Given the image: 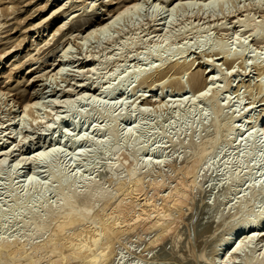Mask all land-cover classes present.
Masks as SVG:
<instances>
[{
	"label": "rangeland",
	"instance_id": "obj_1",
	"mask_svg": "<svg viewBox=\"0 0 264 264\" xmlns=\"http://www.w3.org/2000/svg\"><path fill=\"white\" fill-rule=\"evenodd\" d=\"M100 1L101 0H99L98 2L97 0H91V1L90 0H86V1L85 0H0V8H2L3 10V11L0 10L1 12L0 13L1 15L0 23L3 22V24L1 23L0 25L1 27L0 28L1 30L0 31V38H1L0 39V52L2 53L4 52V49L6 50L10 47L11 48L15 47L13 50L11 49L13 52L11 51V53L8 56H6V58H4L3 61L0 56V88L4 87L6 90H9L11 94H14L19 99L18 103L21 102L22 104H24V102L26 101H30L34 99V95L33 93H31V90H33L34 87H36V89L42 87L40 89L46 92L44 93V96L46 97L45 100L48 101V100L58 98L60 101H62V100H65L66 98H69L68 96H62L63 95L62 91L67 90L68 88H70V86H73L72 88L76 91L75 93L74 92L73 93L76 94L78 92L79 94L81 93L82 90H81V87H78L76 84L85 82L86 84L88 83L87 85L89 86V90L87 94H89V96L91 94H92L91 96H93V94L94 96H96V94H98L97 85L99 83L98 82L99 80L98 81L96 80L97 75L91 74L93 76L92 77L90 73H88V70H90V68L94 65L95 60H99V61L104 60V58L106 59L107 57H110V55L114 54L116 51L119 52L120 50H122L124 48L123 46L125 45V43L129 40H132L130 38H134L136 43L133 44L131 54L128 57L125 65L126 67H129L132 70L134 69L137 70L140 68V66L144 67L142 66L143 61L140 60V57H142L147 47H153L152 45L156 43L160 44L161 46H164L167 43L174 42L173 44L177 46L178 48H180L179 46L183 45V47L180 48V50H183L182 52H184V50L186 49V46L190 45L189 47L191 48H189L188 50L186 49L187 51H185L186 52L185 54L181 53L182 55L184 54L183 56L186 57L187 60H190V63H189L190 66H187V68L185 69L188 72L186 71L180 72L183 69L182 70L179 69L177 71L174 69H169V70L167 69V72L165 70L162 73L164 75H161V74L158 75L157 77H155L156 79H154V81L152 80L153 82L150 81L147 84H141V85L137 84L135 86L134 91L126 90L125 96H124V98L126 97L124 99L125 103H123L124 102L123 101L122 104L121 102L120 103L118 102L117 104V102L115 103L114 101V98L116 97L115 98L116 100L118 96L121 94V92L113 94L111 96L113 100L111 99V97H109V99L112 101H109V99L107 98L106 101L104 102L100 101L98 102L99 104L97 103L98 106L99 105L101 106V108L103 107L110 108V111L112 112V113L110 112L111 114L113 113L114 114L117 113L119 115H123L124 113L126 114L127 117L124 114L123 117H126V118H124L123 121L121 120L120 123L118 124L119 134L121 136L119 138L127 139V138H131V136L134 137L132 139L137 138L139 141L137 148H138V153H139L140 158H143V159L150 158V160L151 159L152 160L153 159L162 160L164 158L171 157L174 163L178 165H182L183 162H185L186 158L190 156L191 152L195 150V145L202 143L204 140H208L211 137V134L214 132V127L210 124V120L213 117V112L211 110L210 103H208L207 101H203L201 99L199 100V98L197 97H195V100L193 98L195 95H197L196 89L198 91L199 87L197 88L195 87L196 88L195 89L193 88L192 85H190V83H188L190 73L192 72L191 69H193V72H196L198 70L199 72L201 71L200 73L203 74L202 76L203 79H206L209 76L208 80H211L210 78L211 76L217 75L218 77L217 70L219 71V69L222 72L227 73L228 77L225 80L219 79V78L217 80L216 78L215 80H213L215 81L214 86L215 87L218 86V89H220L219 96L216 98L215 101L216 103H220L224 106L223 113L221 117L219 118L220 123L229 122L230 128H233V130H226V131L221 132L220 137H219V142L213 149L212 155H210L209 166L201 170V173H205L204 174L205 177L200 178L201 179L200 186L203 189V192L200 194L198 192H194L192 194L190 193L191 196L189 195V202L187 203L188 205L187 207L189 208V210L185 206L186 215L178 217L180 218L179 221L177 220L178 218L176 216V214H178L177 209L175 208L172 209V215L174 213L175 217L177 218V219L174 218L175 222L174 221L173 222L175 224L179 222V224L177 223L178 224V225L176 224L177 226H175L174 224L172 225L174 226L173 228L175 227L176 228L174 230L172 229V231L169 233L170 235L166 238L165 242L159 245L155 244L151 246V248H146L145 243H150L151 241H153L157 237V232L155 230H151L149 232V231L144 230L145 228H139V230H137L136 232V234H138L139 236L134 237L133 240L128 243L130 249L128 250V248H125V247H118L119 244H117L116 245L117 250H115L114 252L113 259L107 263V264H143V262H141L138 257L139 255H144L146 256L147 259H150L149 261L151 262L148 261L149 264H156L155 262H152V259L154 261V258L158 259L162 256L167 257L166 264H207L206 261H204L205 260L204 258L203 260L200 258L204 257L205 255L206 256L210 255L211 261H212L210 264H221V262L218 259L217 254L220 251L222 244H226L227 240L231 238L238 231L242 222L236 221L235 222L236 228L230 232L225 231L226 229L224 230V228L217 229L216 228L217 224L227 219L234 220L235 218L233 216L236 213V210L240 207L245 210L252 208L253 211L255 212L258 210L264 212V185H261L257 193H254L252 190V187L255 182L260 181L261 183H263V180H264V157L260 156L259 154L260 152L258 148L261 143V140H263L264 137L261 140H258L254 143H250V144L248 143V145H245V141H243L242 136H239L236 133V126L241 124V122L245 120L246 117H250V116L253 117L252 122L243 129V133L248 130L251 131L252 129L253 130L260 129L261 131H264V124H263L264 118L261 115L263 113L262 108H264L263 99H262L264 92L258 94V89H256V86H255L260 79L261 72L258 68H256L257 66L252 61V57L255 55L258 57H261L259 61H261L262 58L264 57V23H262L261 25V30L258 31V33L262 36L261 40H256V37L253 38V36H251V32L247 31L248 28L243 30L244 28H240L239 23H236L239 20L238 19L239 17L240 19H243L245 17V14L247 13H248V16L253 21L260 22L261 20L264 19V5L260 6V8H256V7L254 8L253 6L254 0H235L234 2H229L225 4L226 6L225 15L222 14L223 12L222 13L219 12V9L217 7L215 9L217 10L216 13L213 12L215 14L214 20L211 18L212 13H210L213 11L214 7L213 8L211 7L212 11L208 10L207 12L205 11V13L204 12L201 13L199 11L200 10L199 5H202L203 2L206 3L209 0L208 1L207 0L206 1L197 0V3L193 2L191 8H189L190 7L189 5H187L188 8L187 6L185 7L186 10H184L183 8L182 10H184V12H181V14L179 13V15L176 14L175 12L173 13L170 12L171 11L170 6L168 7L166 6L165 7L166 9H164L165 12L163 11V16H166V19H168L167 23H169L170 21L169 19H171V17L172 19L173 18L175 19L173 20L174 24L172 22V25L170 26V28H166V29L170 30L169 33L171 32L172 27L174 30L172 29V33H171L172 35L168 34L167 36L168 41L165 42L164 40V43L162 44L161 42L158 43L159 41H161V38H162L159 35L160 33L152 32L153 26L150 24V22H152L153 24L154 23L153 19H155L156 16L154 14L153 15L151 14L152 12V9H150L151 1L147 0L146 2L148 4L144 2V4L146 5H143V7L139 9L141 11H138L140 15L139 14L137 15L138 12H136L135 15L129 13V15L127 14V16L125 15L124 17L121 18L122 20H120L119 21L120 23H118L119 32H121L122 29L124 32L122 31L121 33H119L118 31L114 30L113 32L111 31V34L113 33L112 35L108 34L110 32H107L106 34H100V39L98 41L96 39H92L89 42H87L85 45L84 44L80 45L79 42L81 41L82 35L88 29L86 24H84L86 18H88L86 17L88 14L93 15L91 19V23L93 25L91 24L90 26L92 28H96L99 26V24L103 23V21L106 18L104 17L106 16L104 15L105 9H110L109 11L113 12L115 9H117L118 4L120 5L121 3L122 5L125 2L126 3L130 2V0H114L115 2L112 3L111 6H107L104 9V8H101V5L99 4ZM171 1L176 3L175 1L177 0H171ZM179 1L182 2L183 0H179ZM12 2L13 4L15 3L13 5L15 6L14 7L15 10H13L14 8L12 9L9 8V6L12 7L11 6ZM89 3L91 4L93 3L94 8L96 6L95 10H92L94 8H92V5H90ZM183 3L185 2L183 1ZM59 4L60 5L62 4V5L60 6ZM95 4H97L98 6ZM247 5H248V8L250 5L252 6V8H249L251 10H249V12L247 11L246 13L244 9ZM58 6H60V9L58 8V12H55V14H50V11L52 13L53 8L55 9ZM111 9H114V10H111ZM167 9L169 10L170 14L168 13ZM63 11L65 13H63ZM2 14L4 16H2ZM69 14H72L70 18L68 19V20H71L70 24L66 25L65 29L62 27L63 30L61 28L60 31H57L60 34L56 33L55 37H52L51 36L52 33L50 31L53 32V30L56 27H58V24L61 25L60 23L63 22L64 16H68ZM150 14H151V19L149 16ZM202 14H203V17L201 16ZM49 15L51 16L50 18H49ZM169 15H172V16H169ZM45 17L47 20L42 22L40 26L38 25L35 27V24L39 23ZM204 17H206V19ZM101 19L103 21H101ZM166 19L165 21H167ZM219 19H220V22H218ZM98 21L99 22L101 21V22L99 23ZM213 22L214 24L220 23L218 24L220 27L216 28ZM32 24H34V27H30V26H33ZM194 25L196 27L197 26L199 27L198 31L196 30V28H194ZM183 29L185 30V32H183ZM177 30H180V31H177ZM236 30L238 31L237 34L235 33ZM37 31L40 34L42 31H44L46 34L51 33V35H46L43 38H41L40 36L39 37L40 39L38 38L39 41H41L44 38H47L48 40H50L51 38L50 42L48 41L49 44H46V47L42 44L43 47L35 48V50L37 49L36 51L38 53H36V51L34 50V46H33L35 45L36 47V44L34 43L33 45H31V40H32L31 38L33 34H35V32ZM114 32H117V33H114ZM86 33H84V35H86ZM70 36H73V37H70ZM137 38H139L138 40L140 39L141 40L138 41L136 40ZM206 38L209 39V42L211 39L210 43H213L215 45L224 44L225 48L230 49V50H234L235 48L238 49L239 44L243 43L247 47L246 48L247 50L244 52V54L241 57H237V59L230 58L231 60H228V61H226L222 55L216 54L214 50H211V49L209 50L207 48L208 45L204 46L205 48V49L203 48L204 52L197 53L198 51L194 50V47L195 49L197 47V45L194 44L195 41L197 40L196 43H198L199 41H203L201 39L205 40ZM67 42H69L71 46L70 45L68 46L69 43L66 44ZM189 42H192V45L188 44ZM123 43L124 45H122ZM184 43L187 45H185ZM119 45L121 46V49ZM58 46L60 47L59 50L57 49ZM67 46L69 47V51L72 52L71 53L72 58L68 61V66H67L68 72L66 75H63L61 78H57L53 80V77L51 79L50 75H52L51 71H53V69L56 68L58 65L59 54L61 55V52L63 51V50L60 51V49H63L64 47L67 48ZM55 49H57L56 52H55ZM42 50L44 51L43 53H41ZM52 50H54V53ZM50 51L54 54V56L53 54H51ZM59 51L60 53H58ZM29 52L31 55L29 54ZM48 52H49V55H48ZM36 54L38 55L41 54V55L37 56ZM138 54H139V57H137ZM188 54H189V57H188ZM26 55H28L29 57L28 56L26 57ZM32 55L34 57L31 59L30 57ZM122 55H119L117 57V60L112 61L110 62V64H107V65L106 64L99 65V61L97 62L95 61L98 67L101 66V69L99 70V72H106V71L109 72L111 69L115 67V64L122 62L123 60ZM91 56L94 57L93 60H90ZM24 60H27V61L29 60V61L28 62L26 61L27 63H25ZM31 61L33 62L31 63ZM145 61L147 60L145 59ZM52 62L53 64H51ZM50 64L53 65L54 67L53 66L51 67ZM191 64L193 67H191ZM216 64H217V67H216ZM40 65L42 67H45V70L47 69V71L49 72V73L48 72L43 73L42 71V73L45 76V77L43 76L44 80L42 77L41 78L37 77V79L39 78L40 80H37L35 78L36 72L41 67ZM188 68L189 70H187ZM170 72L171 73L174 72V74H177V78L180 77L179 80L181 79V81L184 83V86L186 85L185 91L181 92L179 96V97L182 96L183 98L185 97L186 98L185 101L183 99H179L178 97L179 93L177 92L176 88H174L176 85H174L175 83H173L174 82L173 80L175 79L176 81L177 79L176 77H173L174 78L173 79L171 76L173 74H171ZM179 72L182 74H180ZM213 73H215L216 75H214ZM74 75H77V76H74ZM167 75L171 77L172 82L169 81L170 82L169 83L166 81V83L168 84L162 91L159 88L158 81H160L161 79L166 80V78L168 77ZM162 76L165 78H163ZM32 77L33 79H31ZM48 77L49 79H47ZM170 77L167 80H170ZM34 80L36 83L34 82ZM50 80H51V84L49 82ZM162 80L160 81V83L163 82ZM93 81H96V83H93ZM156 81L157 83H154ZM39 82L43 85H41ZM103 82L104 80L101 81V83ZM153 85H155V87H153ZM148 86H151V87H148ZM152 87H153L154 93H158L159 101L161 100L160 104H163V105H160V108H158L159 106H157L156 104L158 100H156V103H155L156 107L152 106L153 103H144V98L142 94H145ZM75 96L77 97V95ZM228 96L230 97V102H228L229 100L227 101V99H225V97H228ZM173 99L174 100L176 99L175 100L176 103H174ZM180 100L184 102L180 103L179 102ZM2 101L4 100L0 101V128L2 126H5L6 123H9L8 121L10 118L13 119L11 122L12 123L11 127L13 128V130H15V132L18 135L24 136V134L26 133L25 130L29 131L30 137L26 139V142L24 143V148L25 146L26 147L30 146V148L25 150L24 148L20 149L21 148L20 146V148H18L17 151H15L12 155L8 156L5 162L6 164L4 163V167H7V169L6 170L3 169L4 171H2V173L0 174L1 175L0 176V209L3 208L0 210L1 211L0 213H2V210H5L4 208L6 209L10 208L9 205L13 206L14 208L13 210H10V211L6 210L7 216H3V217L0 216L1 217L0 222L2 220L1 222L2 224L0 223V228H1L0 235H2L3 232H6L7 228L9 230V233L11 232L10 230L14 231V229L18 228L17 224H20L15 221V217L19 215V212H20L19 211L20 206L14 205L15 194H16V198L23 197L21 199L26 200L27 203L31 205V203H33L37 199L39 194L43 191L44 187L42 186H45V184L43 183L45 180L49 179L47 175H49L50 177V172L48 168H50L51 164L57 162L59 169H62L65 172V174L67 173L66 175L69 177L70 176L76 177V175L78 176L79 173L80 175L83 174L85 170L84 168L86 167V165L93 166L94 164L97 163V161L101 162V167L99 166V168H97L99 171L96 170L95 171L96 175L95 173H93L92 177L94 176L98 177L99 175H102L100 174L102 173L100 171L103 170L102 165L105 163H109L111 161L113 162L116 161L118 163H121L124 168H128L131 166V161L126 159L125 151L115 153L114 150L112 149L113 145L119 142V140L109 135V129H110L111 123L108 122V120L104 116H101L99 114H92L89 118H86L85 116H78L79 118L76 117V119L77 118L78 119L77 121L75 120V122L78 127L75 125L74 130L71 132L72 135L70 133V135L68 136L69 137L68 139L60 141L59 134L62 130V126L64 122L63 121L59 122V119H57L55 123L52 120L55 117H57V116L54 117L57 109H60L63 111V112H60L63 114V115L60 114V117L63 116L64 119H67L68 117H70L68 116L70 115V112L66 110V107H63V108H59V106L53 107V108L44 107L41 110H31L30 112L25 114V117L22 116L24 119V123L26 125L24 129L22 126L23 123L21 121L22 120L21 115H24V114L23 112H20L21 109L15 112L16 116L21 114L20 116L16 117L15 113L9 115L5 107L6 103H3ZM89 101L85 100V102L84 101L83 102L87 103ZM162 101L165 103H162ZM177 101L180 104L179 103L177 104ZM83 102H79L77 104L74 103L73 105L74 108L75 109L80 108V110L85 109V107L87 108V105H85ZM108 102L110 103L112 102L111 103L112 108L110 106H106ZM146 105L153 109V110H150V112L152 111L153 113L152 112L148 113V116L144 117L140 111L141 110L140 108H144V106ZM233 109H235L236 112H234ZM129 110L133 113L130 114L131 112ZM241 112L242 113L245 112L244 114H246V117L243 118L241 115L242 114ZM117 114L115 115L118 116ZM12 116L15 118H13ZM201 118L202 120L200 122ZM138 120H141V121H138ZM83 121H87V122L84 123L85 128L81 129L80 127H82ZM50 122H53L54 126H52L51 130H47V132H44L45 134H43L42 133L43 130L46 131L45 130L46 125ZM89 125L90 127H88ZM186 126H190L189 127L190 129L187 132V136H185L189 144H188V148L184 149V148L179 147L180 146L179 143L185 137L182 136L179 139L177 138L173 139L174 137L172 138V136H175L181 128L186 127ZM130 129H132L131 131H133V133L130 131ZM134 129L136 130L134 131ZM82 131H84V133L86 132L85 136H82L84 134ZM128 131H130V134ZM152 131L154 132L152 133ZM81 132L83 134H81L80 138L77 137L78 140L76 141L74 139V137L76 138L75 134L80 135ZM125 132L126 133L128 132V134H126ZM125 134L128 136H126ZM21 136H19V138ZM4 140H6L5 143L1 144L2 142H0V153L2 152L3 149H5V147L11 146L10 142L13 139L11 138L7 139L6 137H3V141ZM67 140L70 142H68ZM98 142L104 144V150L102 151V154L101 152H98L97 150V147L99 146L97 145ZM59 144L63 146L64 148L59 146ZM31 145L33 147H31ZM56 145L58 146L56 147ZM78 146L79 147L82 146L83 149L81 148L79 149ZM52 147H54L55 149H58V147H60L61 150L59 149L58 152H55L56 154L58 153L57 156L54 153L52 157L51 156L47 157L49 158V161L45 158L40 162L41 164L39 163L36 164L33 162L31 157L33 156V154H35V152L37 151L42 152L44 150L51 149ZM208 147L209 146H207L206 148ZM249 147L255 148L256 150H254V153L250 159L243 158L245 149ZM76 149H79L80 151L82 150L81 152L83 151L85 152L82 155L80 154L81 152H79V155H78V153L76 154L77 151L76 152L73 151ZM22 150L26 151L25 153L26 155L24 154L23 156H25L27 161L25 163L24 171L22 170L21 172L22 173L21 175L23 176L19 177V180H18V176L16 177L14 176L15 174L12 173L13 163H14L13 161L15 159L14 154H19L22 152ZM72 151H73V154H71ZM86 151L88 153H86ZM241 151L243 152V154L240 153ZM238 153L239 155L241 154L240 157ZM98 154H101V155H98ZM77 156H80L78 157L80 158L79 160ZM53 157L56 159V161ZM72 157H74V159ZM27 158H30V159H27ZM45 160H47L49 163L48 162L45 163L46 162ZM39 165L41 166L40 168H39ZM10 167L12 169H9ZM160 167H162L165 171H167L168 169L164 164H162ZM35 168L39 170L37 171ZM8 169L11 171H9ZM7 170L10 173H8ZM36 171L38 173H41L39 174V177L36 176L40 183L37 182L36 177H35L36 180L33 178L34 184L32 183V180L30 181L31 182L30 183L28 179L26 178V176L30 178L29 175L31 173L33 175V173ZM3 172L4 173L6 172L5 174L7 175L13 174L12 177L13 178L15 177L14 178L15 180L12 179L13 181L12 183L14 184V185L11 184L13 185L12 187L10 185L9 186L7 185L6 183L7 176H5ZM37 172L35 173V175L38 174ZM236 175L238 176V179L235 182L227 181V177L236 176ZM24 178L28 181V183L25 181ZM35 181L36 183H39L41 186L39 184H35ZM55 185L56 184L52 181L51 184H49L50 188L47 189L49 190L48 193L46 192V195L47 194L49 195L47 197L50 202L54 201L55 199V196H54ZM6 186H8V188ZM37 186L39 188H37ZM9 187L13 189H10ZM40 188L42 189L39 190ZM171 188L172 186L167 185L163 187L162 189H160L158 194L156 192H151L148 188H144V190L140 192L136 191L137 196L134 199V201L136 204H140V206L141 205L143 206L145 204L144 202L147 201L149 198H151L154 204L158 208H161L164 205L162 196L169 193ZM7 189H9V191ZM14 189H16L15 191L17 192L12 191ZM9 194L10 195L12 194V196H10ZM31 194L33 195V197ZM28 195L30 196L32 201L27 197ZM216 197H219V204L217 206V209L219 212H221V216L216 217V214L214 212L212 215L209 214L210 218L208 221H206V219L208 218L201 220L203 217V213L205 214L204 211L208 210V208H205V207L207 205L208 206L214 205V200ZM16 207L18 210L16 209L15 211ZM99 209H100V205L96 204L93 211H97ZM6 218H9V219H6ZM21 218L22 220H26V217H20L18 219L21 220ZM263 218H264V214H263ZM171 219L173 220V218ZM8 220L9 221L11 220L9 224H8L9 222ZM7 224L9 225L8 227L5 226ZM122 225H125V223H123ZM92 227L94 226L92 225ZM3 228L5 231L3 230ZM215 229L217 230L214 231ZM127 238L128 237L125 234L122 236V239L124 240H128ZM175 238L177 242L173 243ZM214 239L218 240V244L216 245V248L214 250H210V247L212 246L210 245V243L213 244L212 241H214ZM261 244L263 243L260 242V239L258 237L257 238L255 237L251 241V244L249 245V243L247 242L245 245H248V246H246L244 250H242L238 254H233L231 252H228L226 256V260H227L226 264H243L245 258L248 255L259 254V252L262 250L260 249ZM201 251H204V252H201ZM200 254H201V257H200ZM5 261L7 262L8 260H6L3 257L0 258V264H6Z\"/></svg>",
	"mask_w": 264,
	"mask_h": 264
},
{
	"label": "bare ground",
	"instance_id": "obj_2",
	"mask_svg": "<svg viewBox=\"0 0 264 264\" xmlns=\"http://www.w3.org/2000/svg\"><path fill=\"white\" fill-rule=\"evenodd\" d=\"M98 1L99 0H97V2ZM146 1L147 0H136V1L130 0V2H128V3L125 2L122 5L120 3L121 6L118 4L117 9H115V10L111 9V10H114L113 12H111V11H109L110 9H105V8L107 6H111L112 3H114L115 1L114 0H101L99 4L101 5V8L105 9L104 15H106V16H104V17H106V18L104 21L101 19V21H103V23L99 24V26L97 25L98 27L92 28L90 25L92 24L91 19H92L93 15L88 14L86 16L88 18H86L84 24H86L88 29H87V31L84 32V33L87 32L86 35H84V33H83L84 36L82 35V38L80 36V38H81V41L79 42L80 45L81 44L85 45L87 42H89L92 39H96L98 41L100 39V34H106L107 32H110L108 34H111V31L113 32L114 30L119 32L118 23H120L119 21L122 20L121 18L124 17L125 15L127 16V14L129 15V13L135 15L136 12L141 11L139 9L141 7H143V5H146V4H144V2H146ZM149 1H151L150 2V9H152L151 14L152 15L154 14L156 16L155 19L152 18L154 20V23L152 24V22H150V24L153 26L152 32H159L160 33L159 35L162 38H161V41H159L158 43L161 42L162 44L164 43V40H165V42L168 41L167 36H168V34L172 33V29H173V27H172L171 32L169 33L170 30H168L166 28H170L173 20H175L174 18L172 19V17H171V19H169L170 20L169 23H167L168 19H166V16H163V11H164V9H166L165 7L170 6V10H171L170 12H172V13L175 12L176 14L179 15V13L181 14V12H184V10H186L185 7L187 5H189L190 6L189 8H191L193 2L197 3V0L196 1H194V0H183L185 3H183V1L180 2L179 0H177L178 2L175 1L176 3L172 2L171 0H149ZM234 1L235 0H209L206 3L203 2L204 5L203 4L199 5L200 10L199 9L198 10L201 13H203V12L205 13V11L207 12L208 10L212 11L211 7L212 8L214 7L212 12L209 11L210 13H212L211 18L214 20V18H215L214 13H216L217 10H215V9L217 7L219 9V12H221V13L223 12L222 14L225 15L226 14L225 13V7H226L225 4L229 3V2H234ZM13 2H15V1H13ZM13 2L11 5L12 7L9 6V8H11V9L15 7V6H13L15 3L13 4ZM62 4H64V3H62ZM89 4L92 5V8H94L93 3L92 4L89 3ZM64 5H66V4H64ZM95 5H97V4H95ZM262 5H264V0H254V4H253L254 8L255 7L260 8V6H262ZM60 6H58L55 9L53 8L52 13L50 11V14H55V12H58V8L60 9ZM250 6H249V8H252V6L251 7ZM90 8H91V6H90ZM95 8H96V6H95ZM95 8L92 10H95ZM183 8H184V10H182ZM187 8H188V6H187ZM249 8H248V5L245 7L244 10L246 11V13H247V11L249 12V10H251ZM0 10H2V8H0ZM13 10H15V8ZM63 13H65V12L63 11ZM168 13H169V10H168ZM208 13H207V15H208ZM72 14H69L68 16H64L63 22L60 23L61 25L58 24V27H56L57 26L56 25L55 26L56 28L54 29L55 31L54 30H53V32L50 31L52 33V35H51V33L46 34L44 31H42L40 34L38 32L40 30L35 32V34H33L32 38H31L32 39L31 45H33L34 43L36 44V47H35V45H33L34 50H35V48L43 47L42 44L46 47V44H49L48 41L50 42V40H51V38H50V40H48L47 38H44L41 41H39L38 38L40 36H41V38H43L46 35H51L52 37H55V34L59 33L57 31H60V29L62 27L65 29V26L70 24L71 20H68V19L70 18V16ZM138 14H139V12L137 13V15ZM151 14L149 15L150 19H151ZM63 15H65V14H63ZM2 16H4V15L2 14ZM169 16H172V15H169ZM169 16H168V18H169ZM201 16L203 17V14ZM50 17L51 16L49 15V18ZM208 17H210V16H208ZM204 18L206 19V17H204ZM220 18H222V17H220ZM165 19L167 21H165ZM238 19L239 20L236 23H239L240 28H244L243 30L248 28L247 31L251 32V36H253V38L256 37V40H261L262 36L258 33V31L261 30V25H262V23H264V19L261 20L260 22L253 21L248 16V13L245 14V17L243 19H240V17ZM45 20H47L46 17L44 19H42L37 24H35L36 23L35 22L34 23L35 27L38 25L40 26L42 24V22H44ZM1 21H3V20H1ZM218 22H220V19ZM1 23L3 24V22H1ZM1 23H0V25H1ZM34 24H32L33 26H30V27H34ZM147 24H149V23H147ZM173 24H174V22H173ZM213 24H214V22H213ZM218 24H220V23H218ZM218 24H214L216 28L220 27ZM2 27H4V26H2ZM63 28H62V30H63ZM121 28H123V27H121ZM194 28H196L197 31L199 29V27L198 26L196 27L195 25H194ZM33 29H35V28H33ZM200 29H201V27H200ZM122 31H123V29H122ZM177 31H180V30H177ZM181 31H182V29H181ZM121 32H119V33H121ZM183 32H185L184 29H183ZM237 32L238 31L236 30L235 33L237 34ZM114 33H117V32H114ZM175 33H177V32H175ZM68 35H70V34H68ZM101 36H103V35H101ZM160 36H159V38H160ZM70 37H73V36H70ZM179 37H180V35H179ZM139 38H137L136 40H138ZM117 39H118V37H117ZM130 39H132V40H129V41L126 40L127 42L125 43V45H124V43L122 44V45H124L123 46L124 48L122 50H120L121 46L119 45L120 46L119 52H117L115 50L116 52L114 54L110 55V57H107L106 59L104 58V60H101V61L95 60L96 62L99 61V65H103V64L107 65V64H110V62L117 60V57L119 55L123 54L122 55V59H123L122 62L115 64V67L113 69H111L109 72L108 71L99 72V70L101 69V66L98 67V65L95 63V61H94V65L90 68V70H88V73H90V75L91 74L97 75L96 80L97 81L99 80L98 81L99 83L97 85L98 94H96V96H94V94H93V96H91L92 94L90 96H89V94H87V92L89 90V86L87 85L88 83L86 84L85 82L76 84L78 87H81V90H82V91L80 90L81 93H79V94H78V92L76 94H74L76 91L72 88L73 86H70V88H68L67 90L62 91V94H63L62 96H68L69 97V98H66L65 100H62V101H60L58 98L47 101V100H45L46 97L44 96V93H46V92L44 90L40 89L42 87L37 88V89H36V87H34V89L31 90V93H33V95H34V99H32L30 101H26V102H24V104H22L20 102L21 103L20 104V103H18L19 99L14 94H11L10 91L6 90L4 87L0 88V101L4 100L2 102L6 103L5 107H6L9 115L15 113L17 110L19 111V109H21L20 112H23L24 115L19 114L17 116L21 115V117L22 116L25 117V114H27L31 110H41L44 107H51V108L58 107V106H59V108L66 107V110H68V112H70V115H68L70 117H68L67 119H64L62 116L63 114L60 113L63 111L60 109H57L54 117L57 116L58 118L55 117L52 120L53 122H55L57 119H59V122H62V121L64 122V124L62 126V130L59 134L60 141H63V140H66L69 138L68 136L74 130V127L76 125L75 120L77 121V119L79 118L78 116H85L86 118H89L92 114H99L101 116H104L108 120V122L111 123L110 129H109V135L111 137L119 140V142H117L115 145H113L112 149L114 150L115 153L125 151L126 159L131 161V166L128 168H124L121 163H118L116 161H114V162L111 161L109 163H105L102 165L103 170L100 171V172H102V173H100L102 175H99L98 177L97 176L92 177V174L95 173L96 170H98L97 168H99V166L101 167V162H98V161L93 166H91V165L87 166L86 165V167H88V168H86V167L84 168L85 169L84 173L81 175L79 173L80 176L76 175V177L67 176L66 175L67 173L65 174V172L62 169H59L57 162L53 163V164L50 163L51 164V165L49 164L50 168H48L49 172H50V177H49V175H47V177L49 179L45 178L47 180H45L43 183V184H45V186H42V187H44L43 191L41 193L39 192L40 193L39 196L37 194V196H38L37 199L33 203H31V205L28 204L26 200L21 199L23 197L16 198V194L14 193L15 194L14 205L20 206L19 207L20 212L18 211L19 215H17L15 217V221L20 223L21 225L16 223L18 225L17 229H14V231L10 230L11 232L9 233V230L7 228V231L3 232V234L0 235V258L3 257L6 260H8L7 262L5 261L6 264H67V263H69V264L70 263H72V264H107L109 261H111L113 259L114 252H115V250H117L116 249L117 244H119L118 247H125V248H128V250L130 249L128 243L131 242L134 237L139 236L138 234H136V232H137V230H139V228H145L144 230L149 231V232L151 230H155L157 232V237L153 241H151L150 243H145L146 248H151V246H153L155 244H157V245L162 244L163 242L166 241V238L170 235L169 233L172 231V229L174 230L176 228V227L173 228L174 226H172V225L174 224L175 226H177L179 224V222H177V220L179 221L180 218H178V217L186 215L185 214V206H186V208H188L187 203L189 202V195L191 196V194L194 192H198L199 194L203 192V189L200 186V180H201L200 178L205 177V175H204L205 173H201V170L204 169L205 167L209 166L210 155H212L213 149L215 148V146L219 142V137H220L221 132L226 131V130H233V128H230L229 122L220 123V121H219V118L221 117V115L223 113L224 106L220 103H216V101H215L216 98L219 96L220 89H218V86L217 87L214 86L215 81H213V80H215V78H216V80L218 78L225 80L228 77V75H227V73H224L219 69V71L217 70L218 77L215 73H213L216 76H211L210 77L211 80H208L209 76H208V78L203 79L202 78L203 74H201L200 73L201 71L199 72V70L196 72H193V69H191L192 72L191 71H190L191 73L189 72L190 73V77H189L190 82L188 81V83H190V85H192L193 88L199 87L198 91L195 88L197 95H195L193 97L194 100H195V97H197V98H199V100L201 99L203 101H207L208 103H210V107H211V110L213 112V117L210 120V124L214 127V132L211 134V137L208 140H204L202 143L195 145V150L193 152H191L190 156H188L186 158L185 162H183L182 165H178V164L174 163L173 160L171 159V157L164 158L162 160L161 159L160 160L159 159H156V160L151 159L150 160V158H148V159L140 158L139 153H138V148H137L139 141L137 138L132 139V138H134L132 136H131V138H127V139L119 138L121 136L119 134L118 124L120 123L121 120L123 121V119L127 117L126 114L124 113L126 117H123L124 114L119 115V114L115 113L118 116H116L114 113L111 114L112 112L110 111V108H108V107L101 108L100 105L98 106V104H99L98 102H100V101L104 102V101H106L107 98L109 99V97H111L113 94L121 92V94L118 96V98L116 100H115L116 97L114 98V101H115V103L117 102V104H118V102L119 103L121 102V104H122V102L126 98V97L124 98L126 90L134 91L135 86L137 84H139V85L147 84L152 80L154 81V79H156L155 77H157L158 75H160V74L164 75L162 73L165 70L167 72V69L168 70L174 69L176 71L179 69L180 70L183 69L180 72L186 71L185 69L187 68V66H190V64H189L190 60H187V58L184 57L183 55L186 53L185 51H187L191 47H189L190 45L186 46L187 50L185 49L184 52H182L183 50H180V48L183 47V45L179 46L180 48H178L177 46H175L173 44L174 42L173 43L170 42L164 46H161L160 44H157L156 43L157 41H156L155 42L156 44L152 45L153 47H147V45H146L147 48H146L144 54L142 55V57H140V60L143 61L142 66H144V67L140 66L139 69L132 70L131 68L126 67V65H125L128 57L131 54L133 44L136 43L134 38H130ZM140 40H138V41H140ZM201 40H203V41H199L200 43L199 42L196 43L197 40L195 41V43L193 42L195 45H197L196 49L194 47L195 45L193 46L194 50L198 51V52L196 51L197 53L204 52V49H205L204 46L208 45L207 48L209 50L210 49L214 50V52H216V54L222 55L226 61L231 60L230 58H236L237 59V57H241L244 54V52L247 50L246 49L247 47L243 43L239 44L238 49L235 48L234 50H230V49H226L224 44L215 45L213 43H210L211 39H210V42H209V39H207V38L205 40L204 39H201ZM41 42H43V43H41ZM68 43L69 42H67L66 44H68ZM185 43H187V42H185ZM188 44L192 45V42H189ZM62 45H64V44H62ZM69 45L71 46L70 43L68 44V46ZM185 45H187V44H185ZM185 45H184V47H185ZM59 46H58V48L56 47L58 50L60 48ZM68 46H67V48L64 47L63 49H60V51H62V50L63 51L61 52V55L59 54L58 65L56 68H54V69L52 68L53 71H51L52 73L50 72L52 75L49 74L51 76L50 77L51 79L53 77V80L57 79V78H61L63 75H66L68 72V68H67L68 61L72 58V55H71L72 52L69 51ZM14 48L15 47H13V48L10 47L6 50L4 49V52H2V53L0 52L1 53L0 56H1L2 61L4 58H6V56H8L11 53V51ZM117 48H118V46H117ZM31 49H33V48H31ZM57 49H55V52ZM52 51L54 53V50H52ZM60 51L58 53H60ZM43 52L44 51L42 50L41 53H43ZM36 53H38V52L36 51ZM53 53L51 52V54H53ZM181 53H184V54L182 55ZM29 54H30V52H29ZM28 55H26V57ZM36 55L40 56L41 54L40 55L36 54ZM45 55H47V54H45ZM48 55H49V52H48ZM53 56H54V54H53ZM93 56H91L90 60L94 59ZM230 56H232V57H230ZM33 57L34 56L32 55L30 58L32 59ZM137 57H139V54L137 55ZM188 57H189V54H188ZM35 58H36V56H35ZM46 58H47V56H46ZM26 59H28V58H26ZM145 59L147 61H145ZM260 59H261V57H258L256 55L252 57L253 63L257 66L256 68H258L261 72L260 79H259L258 83L255 85L256 89H258V94L264 92V57L262 58L261 61H259ZM24 61H25V63H27L29 60L28 61L24 60ZM32 62L33 61H31V63ZM195 63H196V61H195ZM51 64H53V62ZM52 66L53 65H51V67ZM41 67L39 70L37 69L38 71L36 72V77H35L36 79H37V77L43 78V76H44L43 73L48 72L47 69L45 70V67H42V68ZM191 67H193L192 64H191ZM195 67H197V66H195ZM216 67H217V64H216ZM187 70H189V68ZM42 71H43V73H42ZM49 71H50V69H49ZM176 71H174V72H176ZM174 72H172V73L170 72L174 76L171 74L170 75L172 76V78L176 77V79H177L176 81L174 78H173L174 80L173 79L172 80L174 81L173 83H175L174 85H176L174 88H176L177 92L179 93V95H178V97H179L181 92L185 91L186 85L184 86V83L181 81V79L179 80L180 77L177 78V74H174ZM186 72H188V71H186ZM176 73H178V72H176ZM180 74H182V73H180ZM31 76H33V75H31ZM74 76H77V75H74ZM162 77H160V78H162ZM169 77L170 76H168L166 78V80L161 79L163 81L161 83H160L161 80L158 81L159 82L158 83L159 88L162 91L164 90V88L168 84V83H166V81L167 82L171 81V77H170V80H167ZM163 78H165V77H163ZM31 79H33V77ZM47 79H49V77ZM37 80H40V79L38 78ZM43 80H44V78H43ZM102 80H104L103 83H101ZM34 82H35V80H34ZM49 82L51 84V80ZM93 83H96V81H93ZM154 83H157V81ZM41 85H43V84H41ZM155 85H153V87H155ZM174 85H172V86H174ZM151 86H148V87H151ZM153 87L151 89H149L145 94H142L143 98H144V103H153L152 106L156 107L155 103H156V100H158L156 104H157V106H159L158 108H160V105H163V104H160L161 100L159 101L158 93H154ZM75 95H77V97ZM91 97H93V98H91ZM178 97H177V99H178ZM181 97H179V99H183L184 101L186 100L185 97H184L185 99L183 97L182 98ZM111 99H112V97H111ZM225 99H227V101L229 100L228 102H230L229 96L225 97ZM262 99H263V105H264V95H263ZM85 100H87V101L90 100V101L87 103H84ZM112 100L109 99V101H112ZM175 100H174V103H176ZM191 100H193V99H191ZM184 101L180 100L179 102L182 103ZM79 102H83L85 105H87V108L86 107H85V109L81 108L83 110H80V108L75 109L73 106L74 103L77 104ZM179 102L177 101V104ZM111 103L108 102V104L106 106L111 107L112 106ZM123 103H125V101ZM162 103H165V102L162 101ZM233 107H234V105H233ZM140 109L139 110L141 111V113L144 117L148 116V113L152 112V111L150 112V110H153L152 108H150L147 105L144 106V108H140ZM233 111L236 112L235 109H233ZM262 111H263V113L261 115L264 118V108H262ZM132 113L133 112H131L130 114H132ZM244 113L245 112H243L241 114L243 118L246 117V114H244ZM60 114H62L61 115L62 117H60ZM15 116H16V113H15ZM23 117L21 118L22 120L21 119L20 120L22 121V123H23L22 126L25 129L26 125L24 123ZM76 117H78V118L76 119ZM13 118H15V117H13ZM252 118L253 117H251V116L246 117L245 120H243L241 122V124L236 126V133L239 136H242L243 141H245V145H248V143L249 144L254 143L258 140H261L264 137V131H261L260 129H256V130L252 129L251 131L248 130L249 132L246 131L243 133V129L252 122ZM12 120L13 119L10 118L9 121L7 120L9 123H6L5 126H2L1 128H3V129L0 128V142H2L1 144L5 143V141H6V140L3 141V137H6L7 139H10V138L13 139L10 142L11 146L5 147V149H3L2 152L0 153V174L2 173V171H4L3 169H5V170L7 169V167H4V163L6 162L7 157L12 155L15 151H17V149L20 148V146H21L20 149H23L24 143L26 142V139L30 137V133L28 130H25L26 133L24 134V136L18 135L15 132V130H13V128L11 127ZM143 120H145V119H143ZM201 120H202V118L200 119V122H201ZM138 121H141V120H138ZM53 122H50L46 125V128H45L46 131L43 130V132H42L43 134H45L44 132H47V130H51L52 126H54ZM86 122L87 121H83V124ZM81 124H82V122H81ZM83 124H82V127L83 126L84 127L83 128L80 127L81 129L85 128V124L84 125ZM263 124H264V120H263ZM133 125H135V124H133ZM141 126H143V125H141ZM88 127H90V125ZM189 127L190 126H186V127L181 128L175 136H172V138L174 137L173 139H176V138L179 139L182 136H184V137L187 136V132L190 129ZM136 129H134V131ZM131 130L132 129H130V131ZM130 131H128L129 134H130ZM82 132L84 133V131H82ZM82 132L80 133V135L77 134L78 136L75 134L76 138L73 135V137L76 141L78 140L77 137L80 138L81 134H83ZM128 132L127 133L125 132V133L128 134ZM131 132L133 133V131H131ZM153 132L154 131H152V133ZM85 134H86V132L82 136H85ZM71 135H72V133H71ZM19 136H21V137L19 138ZM126 136H128V135H126ZM67 141H66V143H67ZM68 142H70V141H68ZM71 142H73V141H71ZM98 143H97V145H99V146L97 147V150H98V152H101V154H102V151L104 150V144L103 143L98 144ZM188 144L189 143L187 141V138L185 137L183 140L180 141L179 147L187 149ZM97 145H95V146H97ZM57 146L58 145H56V147ZM59 146H61V145L59 144ZM207 146H209V147L206 148ZM31 147H33V146L31 145ZM54 147H52L51 149L44 150L42 152L37 151L39 153L35 152V154H33V156L31 157V159L36 164H38V163L41 164L40 162L45 158L49 161V158H47V157H50V156L52 157V155L55 152H58V150L60 149V147H58V149H55ZM61 147L64 148L63 146H61ZM28 148H30V146H27V147L25 146L24 149L27 150ZM80 148L83 149L82 146L79 147V149ZM258 148H259L260 156L264 157V139L261 140V143H260ZM20 149H19V151H20ZM79 149H76L73 151H75V152L77 151L76 154L78 153V155H79V152L82 151V150L80 151ZM84 149H86V148H84ZM207 149H209V150H207ZM25 150H22V152L19 154H14L15 159L13 161L14 162L13 163V169L11 167L9 168V169H12V173L15 174L14 176H16V177L18 176V180H19V177L23 176V175H21L22 174L21 172H22V170L24 171L25 163L27 161L25 156H23L26 153ZM94 150H96V149H94ZM254 150H256V149L252 148V147L245 149L243 158L250 159L254 153ZM73 151L71 152V154H73ZM84 152L85 151L81 152L80 154L82 155ZM86 153H88V152L86 151ZM240 153L243 154L242 151ZM57 154L55 153L56 156H57ZM101 154H98V155H101ZM238 155H239V153H238ZM240 155H239V157H240ZM78 157H80V156H77V158ZM72 158L74 159V157H72ZM77 158H75V159H77ZM27 159H30V158H27ZM79 159L80 158H78V160ZM47 160H45L46 161L45 163L48 162ZM55 161H56V159H55ZM74 162H75V160H74ZM162 164H164L168 168L167 171H165L162 167H160ZM89 166H91V167H89ZM40 167L41 166L39 165V168ZM60 167H61V165H60ZM36 168H37V166H36ZM48 169H47V171H48ZM8 170H7V172L10 173L9 171H11V170H9V171ZM36 172L33 173L34 176L31 173L29 175L30 178H28L26 176V178L28 179L29 182L32 180L33 184H34L33 178L35 179L36 176L39 177V174H41V173L37 172L38 174L35 175ZM4 174H2V175H4ZM13 174L12 175L11 174H9V175L5 174V176H7L6 177V183L8 186L10 185L11 187L14 185L12 183L13 182L12 179L15 178V177L14 178L12 177ZM177 174H179V175H177ZM225 174H227V173H225ZM95 175H96V173H95ZM36 179H37V177H36ZM237 179H238L237 175L227 177L228 182L229 181L235 182ZM25 181L28 183V181L26 179H25ZM52 181L56 184L55 185V192H54L55 193L54 194L55 199H54V201L50 202L48 200V197H47L49 195L48 194L46 195V192L48 193L49 190H47V189L50 188L49 184H51ZM26 182H25V184H26ZM37 182H39L38 179H37ZM4 183H5V181H4ZM39 183H36V181H35V184H39ZM263 183H264V180H263ZM263 183H261L260 181L255 182L253 187H252L253 192L257 193L259 191L261 185H264ZM11 184H13V185H11ZM172 184H174V185H172ZM4 185H6V184H4ZM167 185L172 186V188H171L169 193L162 196L163 201H164V205L161 208H158L154 204V202L151 198H149L148 200L146 199L147 201L144 202L145 204L143 203L144 204L143 206L142 205L140 206V204L135 203L134 199L137 196L136 191L140 192V191L144 190V188H148L151 192H156L158 194L160 189H162L163 187H165ZM8 186H6V187L8 188ZM37 188H39V187L37 186ZM10 189H13V188H10ZM41 189L42 188H40L39 190H41ZM7 190L9 191V189H7ZM15 190L16 189H14L12 191H15ZM15 192H17V191H15ZM11 193H13V192H11ZM10 196H12V194ZM18 197H19V195H18ZM27 197L31 200L29 195ZM32 197H33V195H32ZM96 204L100 205V209L97 211H93ZM218 204H219V197H216L214 200V205H212V206L207 205L205 207V208H208V210L204 211L205 214L203 213V217L201 220L208 218V219H206V221H208L210 218L209 214L212 215L214 212L216 214V217H220L221 212H219L217 209ZM9 207L10 208L7 207L8 209L4 208L5 210H2V213H0L1 217L7 216L6 210L10 211V210L14 209L13 206L9 205ZM173 208L177 209V211H178L179 215L176 214L178 219L175 217L174 213L172 215V209ZM1 209H3V208H1ZM16 209H17V207L15 208V211H16ZM188 210H189V208H188ZM263 214H264V212L260 211V210L255 212V211H253L252 208L245 210V209H242L240 207L236 210V213L234 214V216L232 215L235 218L234 220L227 219V220L221 221L217 224V227H216L217 229H219V228L223 229L224 228V230L226 229L225 231L230 232L236 228V226H235L236 221L242 222L238 231L231 238H229L227 240L226 244H222L221 249L217 254L218 259L221 262V264L227 263L226 256H227L228 252H231L233 254H238L239 252L244 250V248L246 246H248L245 244L248 242L250 245L251 241L255 237L256 238L258 237L260 239V242L263 243V244H261V248H260L262 250L259 252V254L248 255L245 258L243 264H264V218H263ZM1 217H0V219H1ZM20 217H26V220H22V218H21V220L18 219ZM12 218H14V217H12ZM169 218L170 219L173 218V220L172 219L170 220ZM174 218L177 219L176 220V222L178 223V224L176 223L177 225L174 223L175 222ZM6 219H9V218H6ZM1 222H2V220H1ZM10 222H11V220L8 222V224ZM123 223H125V225H122ZM8 224L5 226L8 227L9 226ZM16 224H14V225H16ZM92 225L94 227H92ZM12 226H10V227H12ZM217 229H215L214 231H216ZM3 230H4V228H3ZM124 234L128 237L127 238L128 240L122 239V236ZM176 242H177V240L175 238L173 243H176ZM212 243L213 244L210 243V245H212L211 247L209 245L210 250H214L216 248V245L218 244V240L214 239V241H212ZM201 252H204V251H201ZM205 253H207V252H205ZM201 254H200V257H201ZM205 256L200 258V259L203 260V258H204L205 259L204 261H206L207 264H210L212 262L210 255H207L206 257ZM138 258L141 262H143V264H149V262H151V261H149L150 259H147L146 256H144V255H139ZM166 259H167L166 256H162L158 259L154 258V261L152 259V262H155L156 264H166V262H167Z\"/></svg>",
	"mask_w": 264,
	"mask_h": 264
}]
</instances>
